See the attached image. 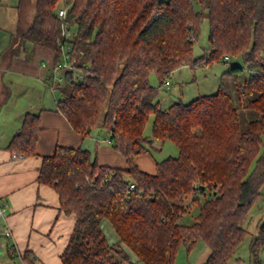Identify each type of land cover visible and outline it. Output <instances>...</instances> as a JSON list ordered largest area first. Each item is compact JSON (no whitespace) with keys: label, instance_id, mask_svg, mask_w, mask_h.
<instances>
[{"label":"trees","instance_id":"1","mask_svg":"<svg viewBox=\"0 0 264 264\" xmlns=\"http://www.w3.org/2000/svg\"><path fill=\"white\" fill-rule=\"evenodd\" d=\"M22 1L31 11L21 39L50 49L57 64L64 42L57 9L66 8L64 22L75 33L57 111L83 137L105 132L126 163L99 165L87 150L63 146L43 157L38 181L55 189L61 211L75 217L61 263L173 264L181 246L189 253L201 240L209 250L204 264H241L234 253L247 234L242 224L264 191V0ZM204 20L210 51L194 58ZM220 62L230 65L215 93L162 107L159 95L174 70ZM240 109L259 117L243 128ZM38 131V116L26 117L9 149L34 155ZM166 141L177 156L155 162L153 175L141 171L135 157ZM184 195L198 207L191 225L180 222ZM103 220L116 243L107 241ZM258 237L264 229L251 250ZM28 257L21 260L32 264Z\"/></svg>","mask_w":264,"mask_h":264},{"label":"crops","instance_id":"2","mask_svg":"<svg viewBox=\"0 0 264 264\" xmlns=\"http://www.w3.org/2000/svg\"><path fill=\"white\" fill-rule=\"evenodd\" d=\"M30 11L22 0H0V204L4 209L0 264H25L24 254L32 264H62L60 256L75 217L61 211L55 189L38 181L43 157L63 146L87 150L99 165L125 169L126 163L111 148L105 132L92 131L83 137L57 111L61 62L57 64L50 49L25 43L19 35L29 24ZM32 115L38 116L39 126L35 154L13 157L9 145L24 119ZM134 163L141 171L155 174L150 154L135 157ZM6 229L9 236L4 234ZM203 256L199 264L205 263L208 249Z\"/></svg>","mask_w":264,"mask_h":264},{"label":"rangeland","instance_id":"3","mask_svg":"<svg viewBox=\"0 0 264 264\" xmlns=\"http://www.w3.org/2000/svg\"><path fill=\"white\" fill-rule=\"evenodd\" d=\"M194 7L195 9H198L196 5H194ZM73 33H75V30L70 28V34L73 35ZM209 51L208 22L204 20L200 26V36L197 42L193 45V57H201L204 53H209ZM60 62H63L62 58L60 59ZM230 63L239 64L237 60H232ZM229 65V63L224 64L220 62L213 63L210 66H197L192 69L187 66L177 68L168 78L170 85H163L162 91L160 92L159 97L162 99V107H168L174 101L188 103L198 96L215 93L220 84L221 75L229 68ZM250 71L251 70H247L245 75ZM74 73L78 74L76 68ZM240 81H242V78ZM150 82L154 87L159 85L154 76L150 78ZM228 84L229 83H227V87L229 86ZM238 115L240 124L243 128L249 121L259 117L258 113L244 109H240ZM151 121L152 118H150L146 124L144 130L145 135H149L151 132ZM261 141L262 145H264V134L261 136ZM148 154H150L155 162H159L167 157H176L178 149L171 141H166L160 147V150L154 149ZM181 204L185 206L187 210L180 222L183 225L193 224L198 214V207L191 203L190 195H184L181 198ZM262 222H264V191L260 192L257 199L249 208L247 219L242 224V227L247 234L234 253V258H239L241 264H264V239L258 237V244L253 247V250H251V241L260 233V225ZM100 227L105 234L107 241L111 244L116 243V235L110 223L103 220ZM206 250L207 247L201 240L197 241L189 253H187L184 247L181 246L177 251L173 264H199L200 260L204 257L203 255Z\"/></svg>","mask_w":264,"mask_h":264},{"label":"built area","instance_id":"4","mask_svg":"<svg viewBox=\"0 0 264 264\" xmlns=\"http://www.w3.org/2000/svg\"><path fill=\"white\" fill-rule=\"evenodd\" d=\"M66 8L61 6L57 9V16L59 18V20L62 21V24H61V36L62 38L64 39V42H63V45L61 47V57L62 58V63L58 64L57 68L58 69H61V70H64V69H67V68H70L71 67V61H70V44H69V41L72 39V35L70 34V29H69V25L64 22L65 21V18H66ZM262 58H264V54H262ZM229 56H224L223 57V60L225 62H228L229 61ZM63 81V77H61L58 82H62ZM56 81L53 79V83H55ZM170 85V82L169 80L167 79L165 82H164V86H169ZM13 157H15V155H13ZM130 189H134V185L133 184H130L129 186ZM4 217V209L2 207V205L0 204V218H3ZM5 236H9L10 233L9 231L6 229L5 232H4Z\"/></svg>","mask_w":264,"mask_h":264},{"label":"water","instance_id":"5","mask_svg":"<svg viewBox=\"0 0 264 264\" xmlns=\"http://www.w3.org/2000/svg\"><path fill=\"white\" fill-rule=\"evenodd\" d=\"M151 141V140H149ZM260 229H264V222H262V224L260 225Z\"/></svg>","mask_w":264,"mask_h":264}]
</instances>
